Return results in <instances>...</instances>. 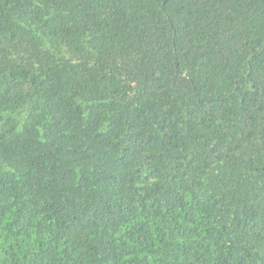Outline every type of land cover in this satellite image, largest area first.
<instances>
[{"label": "trees", "instance_id": "trees-1", "mask_svg": "<svg viewBox=\"0 0 264 264\" xmlns=\"http://www.w3.org/2000/svg\"><path fill=\"white\" fill-rule=\"evenodd\" d=\"M0 264H264V0H0Z\"/></svg>", "mask_w": 264, "mask_h": 264}]
</instances>
